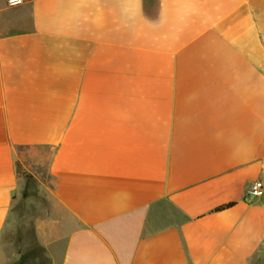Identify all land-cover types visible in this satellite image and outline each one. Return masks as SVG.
<instances>
[{
    "label": "crops",
    "instance_id": "1",
    "mask_svg": "<svg viewBox=\"0 0 264 264\" xmlns=\"http://www.w3.org/2000/svg\"><path fill=\"white\" fill-rule=\"evenodd\" d=\"M39 145L48 264H264V0H0V264Z\"/></svg>",
    "mask_w": 264,
    "mask_h": 264
},
{
    "label": "rangeland",
    "instance_id": "2",
    "mask_svg": "<svg viewBox=\"0 0 264 264\" xmlns=\"http://www.w3.org/2000/svg\"><path fill=\"white\" fill-rule=\"evenodd\" d=\"M20 173L30 174L36 183L27 188L25 186L23 195L17 200L1 239V246L7 254V264H48L34 233V220L47 209L43 198L45 189L40 181L47 180L50 185L53 184L46 176V167L30 166L22 162Z\"/></svg>",
    "mask_w": 264,
    "mask_h": 264
},
{
    "label": "trees",
    "instance_id": "3",
    "mask_svg": "<svg viewBox=\"0 0 264 264\" xmlns=\"http://www.w3.org/2000/svg\"><path fill=\"white\" fill-rule=\"evenodd\" d=\"M52 150L50 146H31L22 148L19 150V160L17 161L18 174L22 176L27 184L26 188L36 183L35 178L28 173L21 174V163H28L30 166L40 165L41 167H47L48 162L51 159ZM51 183L54 185V181L51 179ZM25 188V189H26ZM27 192H25L26 195ZM233 204H228L217 208V211H221L231 207Z\"/></svg>",
    "mask_w": 264,
    "mask_h": 264
},
{
    "label": "built area",
    "instance_id": "4",
    "mask_svg": "<svg viewBox=\"0 0 264 264\" xmlns=\"http://www.w3.org/2000/svg\"><path fill=\"white\" fill-rule=\"evenodd\" d=\"M24 2V0H7L9 6H17ZM264 195V181H255L249 188L247 192V197L249 199L259 198Z\"/></svg>",
    "mask_w": 264,
    "mask_h": 264
}]
</instances>
